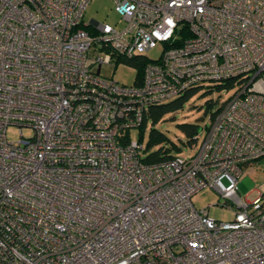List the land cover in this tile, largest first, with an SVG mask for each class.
<instances>
[{"label": "built area", "instance_id": "1", "mask_svg": "<svg viewBox=\"0 0 264 264\" xmlns=\"http://www.w3.org/2000/svg\"><path fill=\"white\" fill-rule=\"evenodd\" d=\"M89 1L0 0V264H264V193L238 191L264 158V0H112L115 24ZM142 55L130 84L104 72ZM225 83L194 152L142 161L150 105Z\"/></svg>", "mask_w": 264, "mask_h": 264}, {"label": "rangeland", "instance_id": "2", "mask_svg": "<svg viewBox=\"0 0 264 264\" xmlns=\"http://www.w3.org/2000/svg\"><path fill=\"white\" fill-rule=\"evenodd\" d=\"M91 18L100 22L115 24L119 19V15L113 8L112 0H90L85 9L83 20L87 22ZM161 49V45H157L155 48L147 51L145 55L149 59H156ZM104 72L112 74L119 82L130 84L134 80L136 69L130 65L118 64L114 67L106 68ZM206 89H208L206 86L200 88L189 98L182 109L166 114L155 125L159 131L164 133L177 146L181 147L180 152L182 155L190 154L194 152V149L191 146L183 144L186 137L177 124L182 122L194 123L203 128L205 124L207 125L210 122V112L216 110L232 93L231 89L224 91L213 88L210 92H205ZM209 99L216 100L217 102L204 113L205 102ZM19 129L20 126L18 125L9 126L7 131L9 139H17ZM148 130L149 125L144 130L142 138L144 143L147 140ZM22 132L26 135L32 134V130L29 127H22ZM133 134L134 136L136 135L135 133ZM200 139V137L197 139L198 142ZM238 191L239 195L248 201L260 193H264V158H259L242 165L241 176L238 181ZM193 203L197 208L204 207L210 203L209 215L215 219L229 221L234 217L232 209L222 204L223 198L214 189H201L193 196Z\"/></svg>", "mask_w": 264, "mask_h": 264}, {"label": "trees", "instance_id": "3", "mask_svg": "<svg viewBox=\"0 0 264 264\" xmlns=\"http://www.w3.org/2000/svg\"><path fill=\"white\" fill-rule=\"evenodd\" d=\"M146 61V57L136 56L129 59L127 62L134 68H136V73L140 76L142 73V66ZM225 84H217L214 87L206 89L205 92H210L213 88L217 90H222ZM200 88H194L185 91L181 95L159 103L150 105L143 119L142 125L138 130L139 140L142 141L144 130L147 125H149L148 136L145 142L144 154L142 156V161L145 163H156L166 159L171 158L180 152L181 147L177 146L172 140H170L164 133L159 131L155 125L163 119V117L175 111L183 108L184 104L191 98ZM217 102L216 100L209 99L205 102L204 113H206L213 104ZM215 111L210 112V118L215 114ZM178 128L182 131L186 140L183 144L191 146L195 142V137L198 134L201 127L194 123L182 122L177 124Z\"/></svg>", "mask_w": 264, "mask_h": 264}]
</instances>
